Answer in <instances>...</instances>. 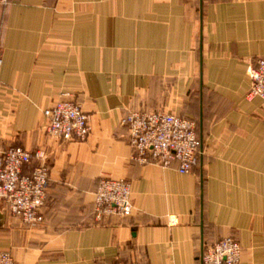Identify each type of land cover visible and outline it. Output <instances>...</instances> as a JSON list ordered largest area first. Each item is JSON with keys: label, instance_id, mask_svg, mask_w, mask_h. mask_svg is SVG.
<instances>
[{"label": "crops", "instance_id": "0c3cea01", "mask_svg": "<svg viewBox=\"0 0 264 264\" xmlns=\"http://www.w3.org/2000/svg\"><path fill=\"white\" fill-rule=\"evenodd\" d=\"M0 43V154L43 150L50 168L44 224L0 204V251L16 264H201L205 244L233 235L240 264H264V101L247 98L264 0H18L0 5ZM62 95L91 117L84 142L46 131ZM148 111L196 122L191 174L135 159L122 121ZM104 177L131 183V217L96 221Z\"/></svg>", "mask_w": 264, "mask_h": 264}, {"label": "built area", "instance_id": "2783aa9c", "mask_svg": "<svg viewBox=\"0 0 264 264\" xmlns=\"http://www.w3.org/2000/svg\"><path fill=\"white\" fill-rule=\"evenodd\" d=\"M18 0H0L7 6ZM3 50L0 43V74ZM251 90L247 98L264 101V57L248 69ZM46 131L64 141H86L91 132V117L83 104L68 95H62L44 112ZM128 127L130 143L136 150L135 159L142 165L157 164L179 173L191 174L199 164L202 141L195 121L167 112H133L123 121ZM47 153H31L21 147H11L0 154V204L25 225L36 228L44 224L42 213L49 199L50 168ZM36 162V163H35ZM31 172L25 168L31 166ZM94 213L97 222L117 216L133 215L132 185L129 181L104 177L95 196ZM243 256L241 243L227 236L215 243L205 244L201 264H240ZM0 264H16L10 251H0Z\"/></svg>", "mask_w": 264, "mask_h": 264}]
</instances>
